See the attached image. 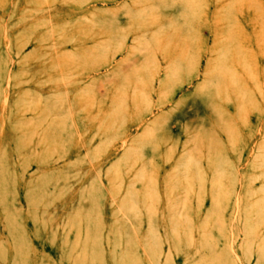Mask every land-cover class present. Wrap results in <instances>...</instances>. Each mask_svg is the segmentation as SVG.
<instances>
[{"label": "rangeland", "instance_id": "rangeland-1", "mask_svg": "<svg viewBox=\"0 0 264 264\" xmlns=\"http://www.w3.org/2000/svg\"><path fill=\"white\" fill-rule=\"evenodd\" d=\"M0 264H264V0H0Z\"/></svg>", "mask_w": 264, "mask_h": 264}]
</instances>
